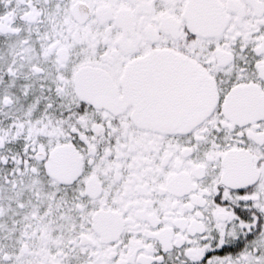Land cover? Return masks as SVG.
Here are the masks:
<instances>
[{
  "label": "snow or ice",
  "instance_id": "1",
  "mask_svg": "<svg viewBox=\"0 0 264 264\" xmlns=\"http://www.w3.org/2000/svg\"><path fill=\"white\" fill-rule=\"evenodd\" d=\"M0 264H264V0H0Z\"/></svg>",
  "mask_w": 264,
  "mask_h": 264
}]
</instances>
